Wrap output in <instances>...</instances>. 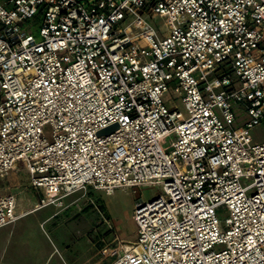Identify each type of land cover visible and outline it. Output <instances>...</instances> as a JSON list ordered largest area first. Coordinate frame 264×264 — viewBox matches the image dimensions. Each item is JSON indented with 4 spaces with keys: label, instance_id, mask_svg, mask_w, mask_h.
Listing matches in <instances>:
<instances>
[{
    "label": "built area",
    "instance_id": "2783aa9c",
    "mask_svg": "<svg viewBox=\"0 0 264 264\" xmlns=\"http://www.w3.org/2000/svg\"><path fill=\"white\" fill-rule=\"evenodd\" d=\"M261 122L264 0H0V175L24 167L38 208L161 188L106 264H264ZM16 207L0 191V227Z\"/></svg>",
    "mask_w": 264,
    "mask_h": 264
},
{
    "label": "rangeland",
    "instance_id": "374dc122",
    "mask_svg": "<svg viewBox=\"0 0 264 264\" xmlns=\"http://www.w3.org/2000/svg\"><path fill=\"white\" fill-rule=\"evenodd\" d=\"M154 22L161 29H164V24L166 25V19L162 17H156ZM26 26L30 27L31 32L38 37L40 23L35 18ZM174 104L184 112L180 99H177ZM245 118L246 116L238 111L235 126L242 125ZM249 136L253 141H263L264 122L251 128ZM23 175L30 180L28 172H24ZM5 178L0 176V185H5ZM160 191L161 188L158 185L117 188L109 195L100 193V198H96L89 188L75 191L76 196L74 195L68 207L72 206L74 212L77 210L79 214L68 221L66 213H61L47 225L50 233V239L45 240L48 258L37 264L108 263L123 244H131L136 240V225L133 218L135 202L139 198H151ZM55 209L54 205H48L31 215L30 219L49 215ZM218 215L223 226V220L228 216V212L219 209ZM52 250H54L53 253H51Z\"/></svg>",
    "mask_w": 264,
    "mask_h": 264
},
{
    "label": "crops",
    "instance_id": "0c3cea01",
    "mask_svg": "<svg viewBox=\"0 0 264 264\" xmlns=\"http://www.w3.org/2000/svg\"><path fill=\"white\" fill-rule=\"evenodd\" d=\"M24 172L27 170L18 165L10 172L0 175L6 177V183L0 185V191L16 195L17 207L15 211L18 215L15 222L0 227V264H37L46 261L48 252L45 240L50 239L47 225L61 213H66L68 221L79 214L77 210L74 212L72 206L68 207L72 203L73 197L76 196L75 192L65 196L61 205L49 204L56 208L49 215L30 219L31 215L48 205L36 207L42 196V191L30 185L29 178L23 175ZM90 191L96 198H100V193H103L92 189ZM53 252L54 250L51 251V253Z\"/></svg>",
    "mask_w": 264,
    "mask_h": 264
},
{
    "label": "bare ground",
    "instance_id": "6f19581e",
    "mask_svg": "<svg viewBox=\"0 0 264 264\" xmlns=\"http://www.w3.org/2000/svg\"><path fill=\"white\" fill-rule=\"evenodd\" d=\"M125 245H126V246H128V245H129V243H126Z\"/></svg>",
    "mask_w": 264,
    "mask_h": 264
}]
</instances>
